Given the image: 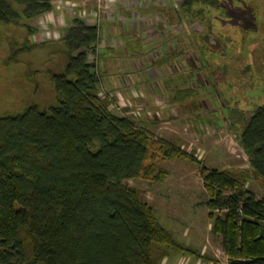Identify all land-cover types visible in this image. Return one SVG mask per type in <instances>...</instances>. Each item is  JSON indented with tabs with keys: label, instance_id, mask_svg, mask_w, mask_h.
Returning <instances> with one entry per match:
<instances>
[{
	"label": "trees",
	"instance_id": "1",
	"mask_svg": "<svg viewBox=\"0 0 264 264\" xmlns=\"http://www.w3.org/2000/svg\"><path fill=\"white\" fill-rule=\"evenodd\" d=\"M54 1L13 0L19 13L0 0V24L39 18ZM217 6L181 0L178 15L212 26L205 11ZM98 41L95 26L72 19L61 37L66 65L51 76L56 103L47 112L28 106L0 116V264H161L170 251L190 252L161 226L144 193L125 183L161 184L168 173L159 162L189 157L110 111L88 61L98 56ZM240 124L237 144L264 181V105L247 115L234 109L229 125ZM246 180L244 172L202 174L211 230L228 264H264V199L245 189Z\"/></svg>",
	"mask_w": 264,
	"mask_h": 264
},
{
	"label": "rangeland",
	"instance_id": "2",
	"mask_svg": "<svg viewBox=\"0 0 264 264\" xmlns=\"http://www.w3.org/2000/svg\"><path fill=\"white\" fill-rule=\"evenodd\" d=\"M180 1L55 0L39 18L0 24V116L28 106L47 112L56 103L51 76L66 65L63 31L74 18L95 26L98 56L88 61L110 111L189 157L159 162L168 173L161 184L125 182L144 193L161 226L190 251H170L161 264H228L221 236L211 230L202 174L244 172L245 189L264 199V181L236 141L242 124L229 125L234 109L247 115L264 105V0H218L217 8L203 9L212 26L180 17Z\"/></svg>",
	"mask_w": 264,
	"mask_h": 264
}]
</instances>
